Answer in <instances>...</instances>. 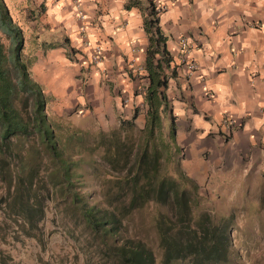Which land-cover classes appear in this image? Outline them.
Segmentation results:
<instances>
[{
	"label": "crops",
	"instance_id": "obj_1",
	"mask_svg": "<svg viewBox=\"0 0 264 264\" xmlns=\"http://www.w3.org/2000/svg\"><path fill=\"white\" fill-rule=\"evenodd\" d=\"M5 1L10 13L24 12L20 20L13 13L23 30L22 59L29 60L31 76L46 85L44 91L64 97L67 109L79 108L85 116L103 112L99 127L105 132L132 118L135 111L146 117V77L145 86L138 87L139 80L130 71L135 61L144 63L148 43L142 12L136 5L126 9L129 0ZM153 2L164 9L160 26L173 58L178 53V38L185 36L191 42L190 57L197 64L189 79L190 94L182 66L177 67L167 90L176 124L177 164H187L196 154L208 162L212 173L235 175L254 187L259 185L264 172V0ZM84 40L103 47L100 66L80 70L68 65L67 49L84 52ZM83 80L91 83L85 94ZM178 91L183 98H176ZM206 91L213 93L212 99ZM225 116L235 120V129L221 125ZM200 170L196 166L193 172ZM201 191L199 187L203 195Z\"/></svg>",
	"mask_w": 264,
	"mask_h": 264
},
{
	"label": "rangeland",
	"instance_id": "obj_2",
	"mask_svg": "<svg viewBox=\"0 0 264 264\" xmlns=\"http://www.w3.org/2000/svg\"><path fill=\"white\" fill-rule=\"evenodd\" d=\"M13 13L20 20L19 15L23 17L24 12H11L14 18ZM2 40L5 48L10 50L11 40L4 35ZM67 58L69 66L75 65L80 70H88L92 66L84 52L67 49ZM174 62H177L176 59ZM26 64L29 65V60ZM100 65L99 63L96 67ZM142 66L144 63L135 61L130 70L134 78L140 81L138 87L145 86L146 71ZM184 80L190 94L191 83L186 77ZM39 81L41 88L46 89V85ZM90 84L84 80L81 82L83 92L84 89L89 92ZM44 93L47 101L46 114L53 128L57 150L60 151L61 158L69 162L62 160L60 164H71L72 183L66 184L54 177L52 172L56 161L43 146L41 150H36L37 153L31 139L14 141L12 156L19 155V158L12 157L10 160L11 175L4 172L11 184L8 186L9 180L0 177V264H110V259L103 250V242L110 244L113 238L102 237L87 228L81 215L71 205V198L76 194L81 198L83 206H106L103 180L117 173L102 159L103 147L100 144L105 131L100 129L99 123L103 112L100 115L85 116L84 110L72 105L71 109H67L64 97L51 95L47 90ZM118 96L121 102L125 100L120 90ZM179 97L184 96L178 91L176 98ZM141 106H138L139 110ZM191 108L194 106L191 105ZM171 117V105L168 103L166 112L162 115V140L167 144L162 148V172L182 181L188 189L192 190V186H197L196 198L192 203L193 216L201 210H207L215 223L229 220L232 244L227 264H264V172L261 183L254 187L235 175L212 173L208 162L199 160L196 154L191 156V162L177 164L178 148H174ZM131 119L125 121L129 123ZM144 122L145 117L141 112L135 119L132 130L127 123L124 124L123 135H132L134 139H138L140 133L137 130L143 127ZM119 127L120 125L117 128ZM111 130L113 129L109 131ZM196 166L202 170L194 173ZM233 172L237 173L238 170ZM191 175L199 185L191 179ZM64 186L66 188L63 190ZM199 187L206 200L199 194ZM158 209V205L150 203L134 210L115 232L120 231L118 242L121 243L130 241L127 239L144 241L153 250L156 264H162V250L153 222V214ZM170 264L191 263L188 260H177Z\"/></svg>",
	"mask_w": 264,
	"mask_h": 264
},
{
	"label": "trees",
	"instance_id": "obj_3",
	"mask_svg": "<svg viewBox=\"0 0 264 264\" xmlns=\"http://www.w3.org/2000/svg\"><path fill=\"white\" fill-rule=\"evenodd\" d=\"M145 2L142 5L140 0H129L125 5L126 9L136 5L141 10L148 41L144 59L145 122L137 130L138 139L123 135L125 120L119 128L102 133V159L117 173L103 180L106 206H83L76 194L71 198V205L87 228L102 237L113 238L110 244L103 242L110 264H156L153 250L144 241L127 239L130 241L121 243L118 242L120 231L115 232L134 210L150 203L160 207L153 214V222L162 250V264L177 260H188L191 264H227L232 244L229 220L215 223L207 210L193 216L197 186L188 189L182 181L162 172V148L167 145L162 140V115L168 107L167 89L170 79L176 76L177 66L160 26L163 10L153 0ZM2 35L11 40L10 50L5 48ZM23 45L22 28L13 20L6 1L0 0V177L10 179L5 173L11 175L14 141L31 139L35 152L43 146L56 161L54 177L70 184L71 164H60L62 160L69 162L57 150L46 114V95L22 59ZM136 117L135 111L127 123L131 130ZM171 118L175 135L176 124L174 117ZM10 184L11 180L7 182Z\"/></svg>",
	"mask_w": 264,
	"mask_h": 264
},
{
	"label": "built area",
	"instance_id": "obj_4",
	"mask_svg": "<svg viewBox=\"0 0 264 264\" xmlns=\"http://www.w3.org/2000/svg\"><path fill=\"white\" fill-rule=\"evenodd\" d=\"M80 29H81L80 31L85 30L83 26H81ZM83 44H84L83 47L86 48L84 53L86 54L89 64H92V66L94 65L96 66L99 63H101L103 57V51H104L103 47L98 43H91L88 40H84L82 45ZM190 47H191V42L188 40L187 37L180 36L178 38V53L176 54V61H177L176 64L185 68L187 80L190 79L192 76L191 74L195 70H197V64L195 59L190 57ZM134 49L136 48L132 47L131 50ZM141 68L145 70L144 66H142ZM205 95L207 96V98L210 99H212L213 97V93H211L210 91H206ZM221 125L227 129H235L237 127L235 120L229 116L222 117Z\"/></svg>",
	"mask_w": 264,
	"mask_h": 264
},
{
	"label": "clouds",
	"instance_id": "obj_5",
	"mask_svg": "<svg viewBox=\"0 0 264 264\" xmlns=\"http://www.w3.org/2000/svg\"><path fill=\"white\" fill-rule=\"evenodd\" d=\"M157 6V5H156ZM157 8H160V9H163V8H161V7H159V6H157ZM177 65V64H176ZM144 68H145V66H144Z\"/></svg>",
	"mask_w": 264,
	"mask_h": 264
}]
</instances>
